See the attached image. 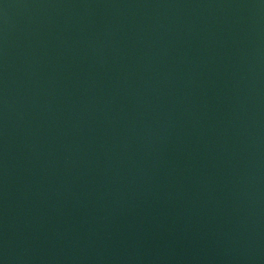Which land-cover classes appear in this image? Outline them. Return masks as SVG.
Returning a JSON list of instances; mask_svg holds the SVG:
<instances>
[{"label":"water","instance_id":"95a60500","mask_svg":"<svg viewBox=\"0 0 264 264\" xmlns=\"http://www.w3.org/2000/svg\"><path fill=\"white\" fill-rule=\"evenodd\" d=\"M0 264H264V0H0Z\"/></svg>","mask_w":264,"mask_h":264}]
</instances>
